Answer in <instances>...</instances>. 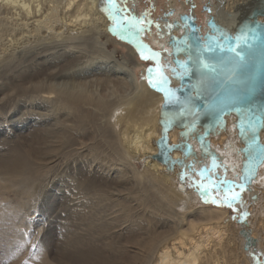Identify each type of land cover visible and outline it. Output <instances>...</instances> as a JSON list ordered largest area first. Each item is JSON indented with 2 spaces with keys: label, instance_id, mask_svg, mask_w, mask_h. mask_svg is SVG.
<instances>
[{
  "label": "bare ground",
  "instance_id": "obj_1",
  "mask_svg": "<svg viewBox=\"0 0 264 264\" xmlns=\"http://www.w3.org/2000/svg\"><path fill=\"white\" fill-rule=\"evenodd\" d=\"M198 1L209 12L171 0L168 21L191 10L203 35L211 15L232 27L251 2ZM102 8L103 0H0V117L13 130L0 134V191L19 197L0 201V218L19 232L22 211L45 216L34 264H264V161L232 214L205 204L193 182L206 180L199 172L207 168L238 183L244 144L235 116L208 138L222 165H209L196 143L195 155L170 151L183 159L172 168L155 158L163 96L138 78L135 49L108 35ZM159 26L157 52L169 74V29ZM168 136L181 140L177 128ZM239 210L247 224L232 219Z\"/></svg>",
  "mask_w": 264,
  "mask_h": 264
},
{
  "label": "water",
  "instance_id": "obj_2",
  "mask_svg": "<svg viewBox=\"0 0 264 264\" xmlns=\"http://www.w3.org/2000/svg\"><path fill=\"white\" fill-rule=\"evenodd\" d=\"M194 7L192 5V9ZM240 8L237 23L232 27L221 24L211 15L203 35L191 10L180 13L179 19L175 18L172 22L168 21V17L173 14V9L163 11L155 20H149L157 38L161 29L157 25L161 21L166 24L169 29L165 33L169 37L167 44L171 48L172 64L165 63L169 74L163 69L169 78L170 100L166 99L163 91H158L163 96L159 117L161 135L163 116L169 131L173 128L179 130L181 140L174 145L181 149L183 156L195 155L196 143L201 154L208 156L209 165L214 162L222 165L208 138L225 128L226 116H235L237 133L244 144L240 148L242 168L238 183L248 184L257 176L258 168L264 161L261 140L264 130V20L260 19V16L264 17L261 13L264 0H251L250 4ZM202 10L209 12L205 5ZM140 16L146 18L145 12H141ZM174 27L182 29L179 36L171 32ZM159 138L156 141L158 152ZM157 153L155 158L168 168L183 161L173 160L170 152H166V158L157 156ZM190 166L191 162L189 169ZM182 173L185 174L184 171L178 174L180 181H184Z\"/></svg>",
  "mask_w": 264,
  "mask_h": 264
},
{
  "label": "rangeland",
  "instance_id": "obj_3",
  "mask_svg": "<svg viewBox=\"0 0 264 264\" xmlns=\"http://www.w3.org/2000/svg\"><path fill=\"white\" fill-rule=\"evenodd\" d=\"M170 1L171 0H118V3H119L120 7H122V8L127 10L128 15H130V16L133 15L132 11L138 17H141L140 16L141 12H145V14H146V18L145 19L146 20H149V19H154L155 20L158 15L163 13V11H169L171 9L168 6ZM176 1L183 2V0H176ZM191 1L193 3H196V4L200 3L198 0H191ZM104 3H105V0H103L102 12H103V14L106 16V18L109 21L107 33H108V35L111 38L115 39L118 44H119V42L120 43H124L126 45L132 46L135 49L138 60L143 64V66H141V67L136 69V73H137L138 78L141 77V79H142V75L145 76L144 70L148 67V62L147 61H143V60L140 59L139 53L136 50V45H135V43H133V41L134 40H136V41L142 40L144 44L148 45L154 51L155 50L159 51V48H158V45H157V41L162 40V39L161 38H157L156 31H155V28H154L153 25L146 24L145 25L146 31L144 33H136V32L133 31L131 34H129V32H123L122 34L126 37V39L122 40L120 38V34H118L117 32H113L112 31L113 24L110 21V19L108 17V14L106 12H104ZM200 5L202 7L204 4L200 3ZM136 6H139V7H136ZM196 6L197 5H195V7H194L195 9L197 8ZM190 7L192 8V6H190ZM199 11H200V13H198V16H199V18H201V16H203L201 8L199 9ZM129 12H131V13L129 14ZM173 15H170L169 18H172ZM125 27H127V25H125ZM155 39H156V42L154 41ZM112 46H113V44H109L107 46L108 50L111 49ZM116 55L118 56L120 54L117 52ZM1 120H3V121H1ZM9 123L10 122L7 121V119H4V118L2 119L0 117V134L3 131H4V134L8 133V132H9L8 133L9 135L13 134V130L11 128V124H9ZM17 196H18L17 193L14 192V191H9V190L0 191V201L1 202H7L8 201V202L11 203V201H12V204H16V202L18 203V200H19V197H17ZM200 197H202L201 193H200ZM226 209L229 210L228 208H226ZM230 212L232 214L236 213V212H232V211H230ZM43 217L45 218V216H43ZM20 218L23 219V221H25V225L21 227V230L19 232L16 229V227H14L11 224L12 223V221H10L11 218H8V219L5 218L6 220L0 218V226H1L0 230L1 229L3 230V231H1L2 234L0 233V235L2 236V237L0 236V238H1L0 241L3 243V244L0 243V245H1L0 246V248H1L0 249V264H12V263L34 264L36 261L40 260L41 253H43L41 248H40V246H41V237L43 235V231H41L42 234L39 233L40 232L39 231V227H46L47 226L46 218L45 219L43 218L42 220H39V216L37 215V213H34L32 211V209L31 210H27L26 209L25 211H22V213L20 214ZM4 220H5V223H4ZM7 220L9 221V223L7 222ZM7 224H8V226H7ZM10 224H11L12 227L10 226ZM2 226H3V228H2ZM10 227H11V231L9 230ZM4 228H5V230H4ZM8 230H9V232H8ZM37 230L39 232H37ZM4 231H7L8 233H6ZM3 232L6 233V234H3ZM13 234H15V235H13ZM33 234H35V235H33ZM2 238H3V240H2ZM12 242H14L15 244L12 243ZM7 250H9V251H7ZM14 250L16 252H13ZM39 250L41 251V253L39 252ZM10 256H11V258H10Z\"/></svg>",
  "mask_w": 264,
  "mask_h": 264
},
{
  "label": "snow or ice",
  "instance_id": "obj_4",
  "mask_svg": "<svg viewBox=\"0 0 264 264\" xmlns=\"http://www.w3.org/2000/svg\"><path fill=\"white\" fill-rule=\"evenodd\" d=\"M104 12L108 14V17L113 24L112 31L120 34L122 40L126 39L122 34L123 32H129V34L133 31L136 33H144L146 31L145 25L151 24V21L146 20L144 17L128 15L127 10L119 6L118 0H105ZM261 13L264 14V9L261 10ZM125 25H127V27H125ZM157 27L160 26L157 25ZM168 27L171 28L172 25L169 24ZM133 43L136 45V50L139 53L140 59L148 62V67L144 70V78L147 80L148 85L155 91H163L166 94V99L170 100L171 87L169 85V78L164 74V64L160 62L162 53L154 51L148 45L144 44L142 40H134ZM162 123V135L158 141L160 151L157 153V156L166 158V152L169 154V150L176 148L177 145L171 144L168 141L167 132L169 131V127L163 116ZM216 166L217 165L214 162L213 167ZM225 171H227V168H225ZM245 172H247V167L245 168ZM199 175L202 178L206 177V180L201 179L198 183H193L200 190L205 204L210 203L217 207H226L232 212L238 211L237 204L243 203V194L246 189H249L251 180L248 184L237 183L232 179L213 176L209 174L207 168H202ZM182 176L186 178L183 173ZM245 179H247V176H245ZM239 212L240 214L234 215L232 219L247 224L249 213L246 210H239ZM241 231L245 234L248 233V229L244 227L241 228ZM257 264H259V261H257Z\"/></svg>",
  "mask_w": 264,
  "mask_h": 264
},
{
  "label": "built area",
  "instance_id": "obj_5",
  "mask_svg": "<svg viewBox=\"0 0 264 264\" xmlns=\"http://www.w3.org/2000/svg\"><path fill=\"white\" fill-rule=\"evenodd\" d=\"M131 10V9H130ZM132 11V10H131ZM131 12H129V14H130ZM132 13H134L133 11H132Z\"/></svg>",
  "mask_w": 264,
  "mask_h": 264
}]
</instances>
